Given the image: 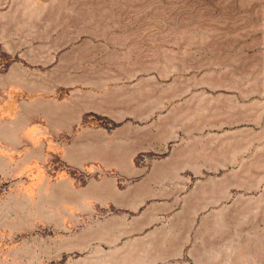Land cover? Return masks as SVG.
Returning <instances> with one entry per match:
<instances>
[{
  "label": "rangeland",
  "instance_id": "1",
  "mask_svg": "<svg viewBox=\"0 0 264 264\" xmlns=\"http://www.w3.org/2000/svg\"><path fill=\"white\" fill-rule=\"evenodd\" d=\"M0 264H264V0H0Z\"/></svg>",
  "mask_w": 264,
  "mask_h": 264
}]
</instances>
